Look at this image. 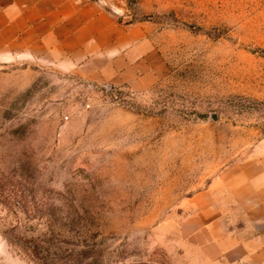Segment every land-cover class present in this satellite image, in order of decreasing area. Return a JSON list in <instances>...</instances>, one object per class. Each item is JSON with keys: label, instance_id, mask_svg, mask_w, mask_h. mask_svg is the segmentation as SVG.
I'll list each match as a JSON object with an SVG mask.
<instances>
[{"label": "rangeland", "instance_id": "374dc122", "mask_svg": "<svg viewBox=\"0 0 264 264\" xmlns=\"http://www.w3.org/2000/svg\"><path fill=\"white\" fill-rule=\"evenodd\" d=\"M85 1L148 39L156 81L0 57V264H213L190 200L226 204L264 136V0Z\"/></svg>", "mask_w": 264, "mask_h": 264}, {"label": "crops", "instance_id": "0c3cea01", "mask_svg": "<svg viewBox=\"0 0 264 264\" xmlns=\"http://www.w3.org/2000/svg\"><path fill=\"white\" fill-rule=\"evenodd\" d=\"M147 40L85 0H0V57L42 61L94 84H153ZM224 171L231 198L223 204L215 186L197 193L186 224H195L206 261L264 264V136Z\"/></svg>", "mask_w": 264, "mask_h": 264}, {"label": "built area", "instance_id": "2783aa9c", "mask_svg": "<svg viewBox=\"0 0 264 264\" xmlns=\"http://www.w3.org/2000/svg\"><path fill=\"white\" fill-rule=\"evenodd\" d=\"M65 118H68V116L66 115Z\"/></svg>", "mask_w": 264, "mask_h": 264}, {"label": "water", "instance_id": "95a60500", "mask_svg": "<svg viewBox=\"0 0 264 264\" xmlns=\"http://www.w3.org/2000/svg\"><path fill=\"white\" fill-rule=\"evenodd\" d=\"M214 117V116H213Z\"/></svg>", "mask_w": 264, "mask_h": 264}]
</instances>
